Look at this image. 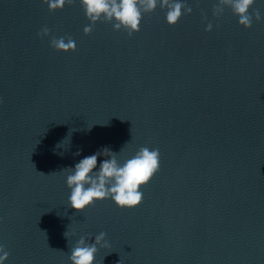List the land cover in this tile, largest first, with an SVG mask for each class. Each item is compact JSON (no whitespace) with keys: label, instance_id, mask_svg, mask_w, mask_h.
<instances>
[{"label":"water","instance_id":"1","mask_svg":"<svg viewBox=\"0 0 264 264\" xmlns=\"http://www.w3.org/2000/svg\"><path fill=\"white\" fill-rule=\"evenodd\" d=\"M186 2L176 26L158 8L129 36L108 21L85 34L81 0L55 12L0 0L7 264H71L79 237L100 232L110 247L96 264H264V20L246 29L230 7L214 15L219 0ZM256 10L264 16V0ZM104 147L123 149L121 161L158 149L159 170L135 210L109 199L77 212L62 172Z\"/></svg>","mask_w":264,"mask_h":264},{"label":"clouds","instance_id":"2","mask_svg":"<svg viewBox=\"0 0 264 264\" xmlns=\"http://www.w3.org/2000/svg\"><path fill=\"white\" fill-rule=\"evenodd\" d=\"M45 2L50 11L55 12L63 10L71 0H45ZM81 3L86 16L91 21V24L84 28L85 34L92 33L96 22L108 21L112 23L114 30L123 29L132 36L140 31L143 16L155 12L158 8L166 9V21L173 27L179 23L183 15L192 12L186 0H81ZM256 3L257 0H219L214 15H220L225 6L230 7L239 24L251 29L254 20L255 22L264 20L259 10L254 13L252 11ZM213 27V24L209 23L206 31L211 32ZM38 35L42 38L48 36L49 29L43 28ZM51 46L64 53L75 52L77 49L76 42L72 38H53ZM71 135L70 131L68 137L56 147L64 148L62 146L66 140L69 138L71 140ZM81 151L76 155H81ZM120 153L117 154L110 148L104 147L94 154L84 156L74 167L63 170L62 173H67L66 183L70 190L69 207L85 213L96 203L109 199L121 210H135L141 206L143 189L159 170V150L144 147L124 161L119 159ZM101 156L105 159L101 160ZM68 232L65 233L67 238ZM108 247L110 243L105 232L95 235V243H90L87 238L80 236L75 246L70 247V262L96 264L99 249ZM9 257L10 253L0 245V264H7Z\"/></svg>","mask_w":264,"mask_h":264}]
</instances>
